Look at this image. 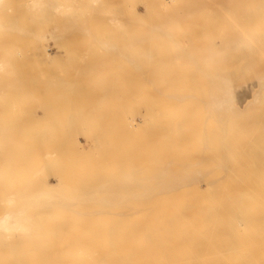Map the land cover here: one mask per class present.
<instances>
[{
    "label": "rangeland",
    "instance_id": "obj_1",
    "mask_svg": "<svg viewBox=\"0 0 264 264\" xmlns=\"http://www.w3.org/2000/svg\"><path fill=\"white\" fill-rule=\"evenodd\" d=\"M56 1L61 3H49L57 5ZM6 5L9 10L1 12V17L8 34L0 35V41L4 40L0 56L14 75L0 74V136L4 128L8 139L10 134L14 139L8 143L19 142L21 149L7 143L3 160L9 164L6 154L12 152L8 167L15 171L21 166L22 178L32 186L25 187L28 193L32 188L36 192L35 183L39 187L42 180L47 181L49 193L54 189L51 195L62 193L54 196L55 202L61 197L59 203L69 207L55 211L70 219V211H76L72 205L78 212L84 207L87 212L91 205L94 211L100 204L98 198L94 197L95 205L90 198L80 202L81 209L77 200H71V190L73 197L80 192L79 198L88 199L92 187H98L105 189L103 196L109 202L101 204L110 212H100L98 219L120 220L118 206L137 203L120 202L121 194L147 186L150 176L144 180V175L148 173L166 172L177 126L181 128L176 131L182 126L202 131L203 125L209 129L236 125L242 113L244 119L250 117L247 112L263 103L264 0H71L64 15L50 6L34 12L31 0H6ZM2 22L0 18L6 29ZM2 28L1 34L6 32ZM237 109L240 116L235 114ZM233 117L238 120L231 121ZM79 148L85 151L82 162V153L76 152ZM18 154L25 159H15ZM12 169L0 172L9 175H1L8 191L10 183L18 188L14 183L21 178L20 171L16 174ZM97 180L104 186H98ZM1 185L0 200L6 194ZM57 202L55 206L61 208ZM15 239L17 244L20 241L18 246ZM19 239L14 235V244L10 241L2 248L0 241V264L12 246L21 249L15 248L17 255L10 259L16 264L18 258L22 261Z\"/></svg>",
    "mask_w": 264,
    "mask_h": 264
},
{
    "label": "bare ground",
    "instance_id": "obj_2",
    "mask_svg": "<svg viewBox=\"0 0 264 264\" xmlns=\"http://www.w3.org/2000/svg\"><path fill=\"white\" fill-rule=\"evenodd\" d=\"M31 1L34 12H39L38 9L44 6H50L56 12H60L59 14L63 12L64 15L68 13L67 10L65 12V9L69 8L70 10L71 8V0H58L61 3L57 4L56 1L57 5L50 4L49 0ZM7 5L6 0H0L1 22L3 20L1 12H5V9L9 8ZM3 24L4 22H2V26L6 27V29L0 25V30L2 28L6 32H2V34L0 32V35L4 37L5 33L8 34V32L6 23ZM0 42L4 43V40ZM8 42L9 40L7 39V44ZM7 44L6 46L8 47ZM7 68L8 65L4 63L3 57L0 56V74L10 73L12 75L11 70ZM7 75L5 74V76ZM262 75L264 81V67ZM262 86L263 103L261 107H254L250 112H247L251 113L250 117L244 119L245 114L242 113V120H244L240 119V122H243V124L233 117L231 121L234 119L238 120L237 123L239 124L221 127L218 125L214 126V129H209L206 125H203L204 127H202L205 129L202 131L195 129L196 126H191L192 128L187 129V126H182V129H179L180 131H176L180 127L177 126L169 145L171 158L169 159L166 172L148 173V175H144V180L150 176V181H145L147 186L141 188L138 185L140 188L137 190L133 189L131 193L124 191L118 199L120 202L132 200L137 203L133 205H119L116 216H119L121 219L117 221L107 220L105 216L104 219H102L103 217L98 219L100 216L97 214L100 212L103 214H105L104 211L109 212L106 211V206L104 210L101 204L102 202L105 204L108 201L105 199V193L103 196L105 189L103 191L102 188L97 187V189L95 187L96 189H93L92 187L89 194L86 193L88 199L84 197L85 195L82 192L81 195H84V199L79 198L80 192L75 194L77 197L75 195L73 197L75 191L71 190V200H77L80 208L83 205L80 202L84 201L85 204V202H90V198L91 201L93 200L92 204H94V197L98 198L97 204L98 202L101 204L94 211L92 210L95 207L91 205V208H93L89 207L91 211L88 208L87 212L84 206L85 210L81 208L83 209L82 212H78L75 205H72L74 207H71L73 212L75 209L76 211L73 214L70 211V217L71 219L75 218L74 220L61 213L63 212L62 206L65 210L69 207V205L68 207L64 206L62 204L63 201L61 204L59 203L61 197L56 200L61 208H58V205L55 206L54 196L58 194L51 195L54 189L49 193L50 189L46 180H42V185H40L41 182L35 178L39 181L41 189L35 183V189H38L36 192H32L33 188L32 190H28L29 193L25 191L26 186L29 188L30 181L27 183V180L22 178V172L19 170L21 166L17 170L15 169V171L13 170L14 168L8 167V165L12 166L10 165L11 158H13H10L12 152L10 156L6 154L9 158V164L8 160H3L5 157L3 148L8 147V141L14 139L11 138L12 134L9 135L8 139L4 128H1V136L4 133L5 139H2L0 136L1 150L3 149L2 151L0 150V172L1 170L3 171V168H7L3 173L12 169L16 174L20 171L19 176L21 174V178L18 176L19 179L17 178L14 183L18 188H12V183H10V186H8L11 191H8V182L3 185L6 181L2 178L4 176L8 178L9 175L0 173V183L3 185L1 187L4 188L3 192H6L0 200L2 201L1 204H4L3 208L0 206L3 209L0 212V236L2 237V240L0 237V241L1 243L3 242L1 248L4 246V243L7 244L8 242L9 244L10 241H13L14 235L15 237L19 235L24 252L21 250L22 255H19H21L22 261H19L18 258V262L22 264H264V82ZM254 96L258 98L259 93H255ZM239 111L235 112V114L239 115ZM247 116L249 115L247 114ZM191 129L193 131H190ZM212 129L213 131L210 133L209 130ZM43 131L45 130L43 129ZM55 131L57 130L55 129ZM179 138L183 140L179 141ZM1 139L4 140V143L6 141V145H2ZM11 142L8 144L11 145ZM18 143H13L14 147L12 145V148H18L17 151L21 149L19 148L21 145ZM71 145L73 147V143ZM27 147L29 148L30 146ZM28 151L30 150L28 149ZM78 151L81 152L80 148L76 150V152ZM1 152L3 153L1 154ZM31 152L32 150L30 151V157L32 155ZM83 153L85 154V151ZM83 153L81 154L82 156ZM13 154L15 155L16 152L14 151ZM1 155H3L2 159ZM21 155L19 157L18 154L17 157L15 156V159L21 158L23 156ZM82 156L79 157L81 158V162L85 155ZM5 159L7 158L5 157ZM87 159L88 157L85 160ZM55 162L58 165L57 160ZM83 166L84 164L80 167ZM48 167L50 168L49 165ZM146 170H148V167H146ZM33 171L34 169H32ZM53 172L55 173V171ZM55 175L53 174L54 177ZM24 176L26 175L24 174ZM142 177L143 174L141 175ZM92 179L95 181L96 177L94 176ZM140 181L144 184L143 180L140 179ZM140 181L137 184L140 183L141 185ZM99 182L98 186L100 185ZM82 183L84 182L81 181ZM94 183L96 185V182ZM71 184L72 182H70ZM73 185L70 188L74 189ZM86 186L87 183L84 187L85 189ZM85 189L83 192L86 191ZM69 204L71 206V202ZM101 207L102 210H100ZM35 208L36 210L39 209L37 213L33 212ZM43 208H48L49 210L46 209L44 211ZM56 208L62 211L59 213L60 210L55 211ZM97 208H99V211ZM65 210L64 212H66ZM46 218L48 219L46 220ZM14 241L12 244L16 245V239ZM17 246L10 248L9 256L5 252L6 257H3V260H5L6 264L10 261V264H16V261L14 259L11 260L10 257H16L17 254L15 255L16 251L14 252V250L18 248ZM2 255L1 252L0 256L2 257ZM22 258H25V261ZM2 263L5 264L3 261Z\"/></svg>",
    "mask_w": 264,
    "mask_h": 264
}]
</instances>
